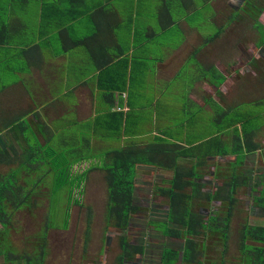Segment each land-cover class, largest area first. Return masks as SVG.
Instances as JSON below:
<instances>
[{"label": "trees", "instance_id": "trees-1", "mask_svg": "<svg viewBox=\"0 0 264 264\" xmlns=\"http://www.w3.org/2000/svg\"><path fill=\"white\" fill-rule=\"evenodd\" d=\"M102 1L0 0L3 6H12L5 10L3 17L0 15V68L2 63L6 62L5 51L8 55L11 54L13 61L23 55H29L31 68L38 67L43 62L42 49H46L49 54H60V51H51L55 33L60 35L64 51H67L68 47L79 46L85 37L73 39L70 33L73 30L72 25L88 15L92 16L94 12L97 14L94 9H99V12L104 9L106 3L116 0H105V3ZM19 2L21 5L17 7ZM252 2V8L256 10L254 20L261 23L264 12L262 0H251ZM29 3L32 4L33 14L29 25L25 20L27 27L22 29L15 21L16 18L21 19L20 13L27 10ZM15 39L19 42H15ZM260 46H264V43H260L259 48ZM25 62L27 63V60ZM8 64L12 75L22 73L23 69ZM0 72L6 73L5 69H0ZM210 74L212 73H206L205 77L210 79ZM213 78L212 76L211 84L217 87L227 80L225 75ZM100 80L101 78L99 82ZM0 83V92L12 84H8L7 78L1 76V73ZM123 86L105 89V86L99 84L100 89L105 92L106 97L112 99L111 101L124 90ZM51 96L53 101L54 95ZM255 101L257 102L254 105H263L260 99ZM111 105L112 103L106 112L100 114H106L109 119L106 121L100 116L98 120L96 118L94 125L91 120L80 123L72 121L70 117L49 121L41 114L40 108L16 114L10 112L9 107L6 110L0 101V257L4 259V264H45L48 256V233L52 229L68 230L72 206L84 208L82 197L91 170L104 173L108 192L107 223L112 228L124 232L119 242L121 253L117 258L118 264L135 260L138 255L143 256L146 252L145 245L132 244L128 239L132 221L141 210L135 201L140 166H154L172 171L170 186H156L154 189L156 196L167 200L166 220L151 221L150 224L166 238L177 241L183 250L165 248L161 255L162 263L217 264L204 258L206 250L212 247L208 244L209 241L214 246H219L221 263H226L237 201L235 195L237 189L245 186V180H248L246 175H240L238 171L246 164L250 154L261 150L256 137L263 125L251 128L249 126L254 118L252 115L242 118L241 115L234 114V108L225 109L215 104L213 113L221 118L222 128L225 129L219 131V127L198 147L191 144L190 148H186L181 144L157 138L145 142L125 141L121 147L100 152L98 149L102 141H119L123 135L124 113L112 110ZM248 106L250 107L249 104ZM111 120L114 122L113 126ZM230 129L235 130L233 135ZM212 138H215L214 146ZM95 139L99 142H95ZM204 145L208 148L215 147V152L204 151ZM214 156L235 157V160L225 167L226 175H229L227 182L215 190L206 189L204 181L206 174H210V168L215 167L214 179H220V173L223 174L220 171L222 167L214 163ZM188 158L196 160L193 168L179 164L180 159ZM98 159H101L99 165L91 164L92 160L98 162ZM210 161L214 165H210ZM83 163H89L91 166L84 170L75 169ZM42 196H46L49 202L44 215L33 234L22 235L23 227L18 225L20 212H25L37 220L38 210L44 207ZM59 198L64 200L62 213L65 218L63 225L56 227L53 216L58 209L56 203ZM216 201H220L222 205L214 206ZM254 201L257 207L264 209V187ZM223 204L227 205L226 208H223ZM202 208L208 213L200 212ZM87 216L85 245L91 233V210ZM13 235L23 236L28 241V247L25 248H28L30 253L20 254ZM240 235L239 253L242 264H264V226L245 223Z\"/></svg>", "mask_w": 264, "mask_h": 264}, {"label": "rangeland", "instance_id": "rangeland-1", "mask_svg": "<svg viewBox=\"0 0 264 264\" xmlns=\"http://www.w3.org/2000/svg\"><path fill=\"white\" fill-rule=\"evenodd\" d=\"M138 1L139 18L138 24L136 25L137 32L139 34L142 32L146 33V31H143V29L149 25H152L156 31H160L161 23L158 22L157 18H159L161 14V12H159L160 8L162 7L161 0ZM197 1L199 4L202 3V0ZM175 4L176 13L178 15L187 14L185 7L180 1L177 0ZM19 5H21V2L17 3V7H19ZM31 5L32 4L29 3L27 10L20 13V15L24 14L23 17L25 20L29 19L30 21L32 17L33 8ZM114 5L116 8H120L124 19L128 21L130 16L129 11L133 5V0H116ZM262 5H264V0H262ZM214 6L217 8V10L222 11V13L218 14V19L224 26L221 31L215 28L211 23V20H213L215 14H213V8L210 5H202L200 9H198V11L195 12V14H192L190 17L192 20H195V25L199 24L201 28L205 27V32L209 37L215 36L217 33L222 34L221 40L216 44L217 57L214 52L211 55H208V59L212 61V64H218V61L221 60L223 63L222 65L219 64L218 66L221 69L223 68L224 71H226L225 69H227L228 66H233L234 69L239 70V74L233 77L227 85L228 92L223 95V104L226 106L225 102H227V105L229 104V106H235L234 114L236 116L239 114L242 118H244L252 115L254 118L249 127H261L264 123V70L261 72L259 68L261 66V69L262 67L264 69V62L258 60L259 58L264 57V46H260L261 48L258 47L260 43H264V18H262L263 23L255 22L254 15L256 10L254 11L252 8L254 5L253 2L251 3V0L250 2L248 0H217ZM7 8H12V6L7 7L6 5L3 6V4H0V15L2 17L4 16V12ZM93 25L94 21L92 17L88 15L86 18L76 21L72 25V28L73 30L81 28L80 33L81 31L84 32V34L81 36H86L92 33V30L90 29L94 28ZM73 30H71L70 33L72 38L76 39L79 37L80 33L78 35L74 34ZM128 33L129 31H126V29L121 30V42H126L127 44L130 43ZM171 33L178 34V31L176 29H172ZM15 42L19 41L15 39ZM51 43L52 52L57 53V51H60L62 55L66 54V52L64 53V45L62 44V39L59 34L55 33L53 35V40ZM4 53H6V57L3 56L6 59V62H4V64L2 63V67L0 69H5L6 73L4 74L3 72H0L1 76L7 78L8 84L17 83L20 81L19 74L17 76L16 74L12 75L10 73L11 71L8 70L10 67L8 63H11L12 67L23 69L25 72L28 71V64L23 61L24 59L22 58L13 61L12 57H10L11 54L8 55L6 51ZM67 54H69L71 58L73 56H79L86 60H90L88 59L89 54L87 52L86 46H80L73 51H70L69 49V53ZM47 55H49V53H47ZM253 57H257V60L255 61L256 63L252 61ZM2 60L4 59L2 58ZM60 61L62 62V60ZM231 63L234 65H229ZM257 63H260V66H258ZM42 64L45 65V60L42 62ZM52 64L48 66V70L43 68L41 72L37 70L34 72V84L29 86V92L21 86H16L10 87L4 92L0 93V101L2 102V106L6 110L9 107V111L16 114L19 112L22 113L27 110H36L37 108H40L41 114L49 121H54L57 118H61L62 114L67 112V110H63L61 108L63 106L61 103H57L56 105L53 104V96H51V93L49 92L50 89L48 85H51L54 80L58 81V79H60L58 76H56V71H58V69H56ZM247 64H249V66L246 67ZM68 67L70 68L65 71L66 75L68 76V82L72 83V81H74V83H76V79H78V73L75 70L72 59L69 62ZM244 69H247L249 72L247 74H241ZM250 69L253 72H250ZM188 70L189 67L184 69L183 77L185 81L190 83L191 76L189 77L186 75ZM232 70L233 69H230V71ZM213 71L214 69L210 70V72ZM83 74L86 75L87 73L84 71ZM210 79H212V75L210 76ZM40 84H42L40 87H35V85L38 86ZM60 86L62 85L59 84L58 87L61 88ZM55 91H57V89ZM52 94L54 95L55 99L56 93L52 92ZM64 97L65 95L63 98ZM79 98H81V104L79 109H77V112H79V114L83 117L88 116L90 114V104L88 101L91 97L89 94H84L83 96H79ZM66 99H73V107L74 103L76 102L75 96L72 93H69L66 95ZM257 99L258 101L260 99V102L262 101L263 105H254L257 102L255 101ZM51 103L52 105L44 106ZM100 105H103V101L100 102ZM213 105L215 104H210L212 109ZM186 107V111L182 109L181 111L180 109L174 110V116L177 119L182 118L185 121L188 119L190 114L198 113L197 123L200 120L203 121L202 123H204L200 125V134L203 137H207L219 127V131H223L225 129L222 128L221 118L217 117L215 113L202 111L200 116L198 109L195 110V106L193 104L192 107L191 105H186ZM171 114L169 113L170 117ZM234 132L235 130L230 129L231 135ZM212 139V144L214 146V138ZM257 140H259L260 143L264 145V127L262 128L261 132L258 133ZM119 146L120 143L107 141L102 143L98 151H110L118 148ZM213 146H209V148L208 146H205L206 151L209 150V152L214 153L215 147ZM100 161L101 159H98V162L92 160L91 164L99 165ZM233 161L234 158L232 156L219 159L218 165L222 167L220 171L223 172V174L220 173V179H217V177L214 179L215 177L213 173L215 172V169L210 168V174L207 173L204 180L206 183V189L215 190L216 188L222 187L227 182V177L229 175H226L225 167L229 162ZM214 163L210 161V165H214ZM90 166L91 165L89 163H83L75 169L84 170L86 168L88 169ZM170 174L171 173L168 171H150L149 168L139 170L135 201L141 210L132 221L128 232V239L132 244L145 245L146 252L143 256H136L135 264H163L161 262V255L164 248L173 247L182 250V248H179L180 245L177 241L165 238L161 232L153 230L152 225L150 224L151 221H162L166 219L168 209L166 204L167 200L161 196H156L154 189L157 185H167L170 180ZM238 174L246 175L248 180H245L247 182L245 186H240L237 189L235 195V199L237 201L235 204V210L231 224L228 253L230 257L239 254L241 236L240 231L245 223L251 226H264V209L257 207L254 201V198L258 196L259 192H261L264 187V151L257 153V155L250 154L246 164L241 169H239ZM82 200L84 203V208L78 206H72L71 208L70 227L68 230L52 229L49 231L48 256L45 260V264H118L117 258L121 253L119 242L122 235H124V232L112 228L106 221L108 192L104 173L102 171L91 170L88 180L85 184V192ZM42 202L44 207L43 209L38 210L37 220H34L29 214L25 212H20V222L18 225L23 227L22 231L24 232L21 233L22 235L29 236L35 232L39 224V220L44 215L46 211L45 208L49 204L48 198L46 196H42ZM213 205L221 206L222 203L220 201H216L213 203ZM64 206V200L59 198L56 203V207H58V209L55 212V216H53L54 225L56 227L62 226L64 223L65 217L62 213ZM223 206V208H226L227 205L223 204ZM89 210L92 212L91 233L89 241L87 245H85V231L87 228V215ZM200 212L204 214L208 213L205 208H202ZM22 237L20 235H13L14 243L19 247L18 250L20 254L25 252L30 253V250L25 248L28 247V241ZM209 243L212 245V248L206 250L208 256L214 253H220L219 246H214V244L210 241ZM30 249L32 250V248ZM0 264H4V259L2 257H0Z\"/></svg>", "mask_w": 264, "mask_h": 264}, {"label": "crops", "instance_id": "crops-1", "mask_svg": "<svg viewBox=\"0 0 264 264\" xmlns=\"http://www.w3.org/2000/svg\"><path fill=\"white\" fill-rule=\"evenodd\" d=\"M176 1L177 0H161L162 7L159 10L161 14L159 18H157L158 22L161 23L160 31H156L152 25H149L143 29L146 33L142 32L140 34L137 32L136 27L139 18L138 0H133L128 21L124 19L120 8L118 9L115 7V1L106 3L104 9L99 12V9H94L97 14L93 11L94 14L92 16L90 15L94 21V28L90 29L92 33L84 36L85 40L81 41L82 43H80L79 46L68 47L67 51H64L66 54L63 55L61 53L47 55V50L42 49V60H45V65L40 63L38 67L34 66L32 68L29 64V55H23V61L27 60L28 71L20 73V81L12 83L10 87L21 86L29 92V86L34 84V72L36 70L41 72L43 68L48 70V66L53 63L52 65L58 69V71H56V76L60 79H58V81L54 80L51 85H48L50 89L49 92L51 95L52 92L56 93L53 104L56 105L57 103H61L63 104L61 108L67 110V112L62 114L61 118H57L56 120L70 117L72 121L80 123L91 120L95 125L96 118L98 120L100 116L107 121L108 116L106 114H100L104 113V111L106 112L112 103V110L124 113L123 135L119 141L106 140L102 142L111 141L120 143V145L123 146L125 141L130 143L134 141L145 142L150 139L155 140L157 138H163L168 142L178 143L186 148H190L191 144H195V147H198L208 139V136L203 137L200 134V125L204 123H202L203 121L201 120L197 123L198 113L190 114L188 119L184 121L182 118L177 119L173 111L176 109L186 111V105H191L192 107L193 104L195 110L198 109L201 116L202 111L213 113L210 104H218L225 109L235 108V106L227 105V102H225L226 106H224L223 95L228 92L227 85L233 77L239 74V70L234 69L233 66H228V68L225 69L226 71H224L223 68L221 69L218 66L219 64L222 65L223 62L221 60L218 61V64H212V61L208 59V55L214 52L217 57L216 44L221 40L222 34L217 33L215 36L209 37L205 32V27L201 28L199 24L195 25V20H192L190 17L192 14H195L202 5H210L213 8V14H215L211 23L215 28L221 31L224 26L222 22L219 21L218 14L222 13V11L217 10L214 6L217 0H202L201 4H199L197 0H178L185 7L187 12L186 15H178L176 13ZM102 3H105V0ZM23 16L24 14H22L21 19L16 18L15 21V23H18V27H22V29L27 27V25L25 27V19ZM262 18H264V12ZM26 23L29 25V19H26ZM80 29L81 28L74 29L73 33L78 35ZM123 29L129 31V44L121 42V30ZM172 29H176L178 34L171 33ZM82 34H84L83 31H81L79 36ZM80 46H86L89 54L88 59L90 60H86L79 56H73L71 58V56L67 54L69 53V49L73 51ZM71 59L78 73L76 83H74V81L69 83L67 79L68 76L65 72L70 68L68 65ZM60 60H62V62ZM252 61L254 62V59H252ZM229 65L234 64L231 63ZM247 66H249V64H247L246 67ZM186 67H189L186 75L189 77L191 76L190 83L185 81L183 77V71ZM211 69H214V71L211 72L212 74H210V76L212 75L215 79L216 77H220V75H225L227 77L223 85L217 87L211 84V79L205 77V74L210 73ZM230 69L233 70L230 71ZM84 71L87 73L86 75L83 74ZM248 72L247 69H244L241 74H247ZM99 78H101V83L99 82ZM216 82L215 80V84ZM123 83H125L124 86ZM59 84L62 85L60 86L61 88L58 87ZM99 84L105 86V89L123 86L124 90L119 94L117 93L119 96H116V99L111 101L112 99L106 97L104 94L105 92L100 89ZM41 85L42 84L38 86L35 85V87L38 88ZM56 89L57 91H55ZM69 93L75 96L76 102L73 107V99H66V95ZM84 94H89L91 98L88 101L90 104V114L83 117L77 112V109H79L81 104V98H79V96H83ZM58 95L61 96L59 97ZM64 95L65 97L63 98ZM101 101H103V105H100ZM48 105H52V103L44 106ZM99 111L101 112L98 114ZM111 122L113 126L114 122L112 120ZM263 127L264 124L262 128ZM220 136L223 138L221 134ZM94 141L99 142V140L96 139ZM229 141H232V137L230 139V136ZM256 141L260 143L257 137ZM260 146L261 150L254 152L255 154L253 155H257V153L264 151V145L260 143ZM203 150H206L205 145ZM233 158L235 160V157ZM219 159L220 157H215L213 161L218 164ZM179 164L193 168L196 164V160L191 158L180 159ZM148 168L150 171H168L171 173L170 178L172 177V171L154 166H140L139 170ZM213 168L215 169V167ZM169 186L170 184L168 182L167 185L162 187ZM153 230L157 231L154 228ZM208 244L210 243L208 242ZM166 248L178 249L173 247ZM210 248L212 247L208 249ZM204 258L214 263L222 264L221 252L209 256L206 253ZM226 258L227 260L224 264H242L240 253L231 257L227 255ZM135 260L126 262L125 264H135ZM176 264L187 263L178 262Z\"/></svg>", "mask_w": 264, "mask_h": 264}, {"label": "flooded vegetation", "instance_id": "flooded-vegetation-1", "mask_svg": "<svg viewBox=\"0 0 264 264\" xmlns=\"http://www.w3.org/2000/svg\"><path fill=\"white\" fill-rule=\"evenodd\" d=\"M258 47V46H257ZM259 48V47H258ZM252 59H254V62L257 60V57H253ZM258 61H262V62H264V57L263 58H259V60ZM257 61V62H258ZM261 63V62H260ZM260 63H257L258 64V66H260ZM256 64V65H257ZM260 70H261V72H263V67H262V69H261V66H260V68H259ZM250 71H252L251 69H250ZM253 72V71H252Z\"/></svg>", "mask_w": 264, "mask_h": 264}]
</instances>
